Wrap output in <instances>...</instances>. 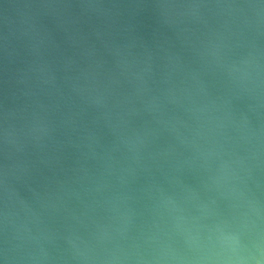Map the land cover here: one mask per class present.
I'll use <instances>...</instances> for the list:
<instances>
[{
  "label": "water",
  "instance_id": "obj_1",
  "mask_svg": "<svg viewBox=\"0 0 264 264\" xmlns=\"http://www.w3.org/2000/svg\"><path fill=\"white\" fill-rule=\"evenodd\" d=\"M0 264H264V0H0Z\"/></svg>",
  "mask_w": 264,
  "mask_h": 264
}]
</instances>
